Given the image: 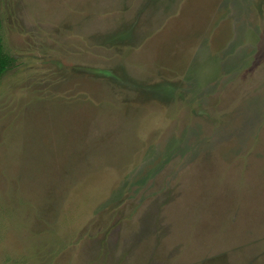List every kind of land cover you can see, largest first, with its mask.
I'll return each mask as SVG.
<instances>
[{"label": "rangeland", "instance_id": "obj_1", "mask_svg": "<svg viewBox=\"0 0 264 264\" xmlns=\"http://www.w3.org/2000/svg\"><path fill=\"white\" fill-rule=\"evenodd\" d=\"M0 264H264V0H0Z\"/></svg>", "mask_w": 264, "mask_h": 264}, {"label": "trees", "instance_id": "obj_2", "mask_svg": "<svg viewBox=\"0 0 264 264\" xmlns=\"http://www.w3.org/2000/svg\"><path fill=\"white\" fill-rule=\"evenodd\" d=\"M12 58L7 56L3 51V46L0 40V75L7 70L9 64L12 62Z\"/></svg>", "mask_w": 264, "mask_h": 264}]
</instances>
